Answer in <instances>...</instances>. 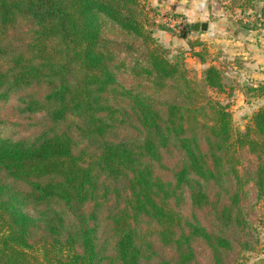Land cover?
<instances>
[{"label":"trees","instance_id":"16d2710c","mask_svg":"<svg viewBox=\"0 0 264 264\" xmlns=\"http://www.w3.org/2000/svg\"><path fill=\"white\" fill-rule=\"evenodd\" d=\"M230 1L264 29V0ZM147 10L0 0V104L15 114L0 115V264H203L199 247L241 264L261 247L264 108L238 127L208 93L229 91L221 69L196 80L170 60Z\"/></svg>","mask_w":264,"mask_h":264},{"label":"rangeland","instance_id":"374dc122","mask_svg":"<svg viewBox=\"0 0 264 264\" xmlns=\"http://www.w3.org/2000/svg\"><path fill=\"white\" fill-rule=\"evenodd\" d=\"M146 4L150 22L148 30L152 32V36L160 46L167 49V57L170 60L183 58L185 65L192 71V76L196 80H200L201 73L208 66L213 64L222 66L226 76L227 85L237 84L234 79L238 70L231 65L233 59L237 57H250L252 52L245 50L246 43L253 44L260 54L264 55V29L250 30L256 24L253 15L255 12L251 8L245 11L232 8L230 0H141ZM257 9L259 7H256ZM256 9V10H257ZM175 21V23H174ZM198 21L207 22L209 28L206 32H188L187 27ZM232 23V26L230 25ZM247 26L250 29L246 28ZM186 36H184L185 34ZM234 33L240 34L235 38ZM111 37H117V34L108 31ZM243 39V40H242ZM200 43L192 46L191 44ZM239 42H243L241 51L238 50ZM238 48V49H237ZM195 52H201L204 55L205 64H202L199 57L194 56ZM232 59V60H231ZM201 61V62H200ZM234 67L236 69H234ZM248 70V73H247ZM250 71V72H249ZM251 73L250 68H246L241 73H245V82L243 89L255 85V77H259L258 81L264 79V64ZM224 73V74H225ZM246 74L249 76L247 77ZM242 82H240L241 84ZM234 86L235 91L231 94L227 92L225 95H218L214 91L208 90V93L219 98L224 104L229 106L235 124L242 129L248 121V117L260 106L264 108V97L260 99H252L248 102L242 87L237 84ZM35 93L42 94L36 90ZM11 106L0 104V115L2 118H11L15 114L11 112ZM18 135H29L22 128L14 130ZM258 223L257 225H259ZM261 244L257 251H247L242 253L240 258L241 264H254L258 261L264 264V230H261ZM199 249V260L203 264H208L210 253L203 248Z\"/></svg>","mask_w":264,"mask_h":264},{"label":"crops","instance_id":"0c3cea01","mask_svg":"<svg viewBox=\"0 0 264 264\" xmlns=\"http://www.w3.org/2000/svg\"><path fill=\"white\" fill-rule=\"evenodd\" d=\"M198 22L204 23L203 21H198ZM234 36H235V38H238V36L240 37V34L234 33ZM253 44L246 43V46H245V48H246L245 50H250L252 52V56H250V57H237V58L233 59V63H231V65L235 66L238 69L236 71V73H235L234 79L236 80L235 82L237 84H239L240 87H242L241 89H243L244 88L243 86L246 85V84H243V82H245L244 81L245 80V77H244L245 73H241V72L244 71L246 68H250L251 69V73L254 74L255 73L254 71L257 70L260 67V64H264V55L260 54L259 51L256 50V47ZM238 48L237 49L240 50V51L242 49H244L243 42L242 43L239 42V47ZM214 62H212L213 65H216V64H214ZM201 63L205 64L206 62H204V63L201 62ZM216 66L221 69L223 74L225 73L222 66L221 67L219 65H216ZM235 67H234V69H236ZM247 73H248V70H247ZM225 75L228 76V74L227 73L224 74V79H225V83H226V76ZM246 76L249 77L247 74H246ZM253 77L255 78V79H253L254 82H258L255 85H258L260 83H264V79H261V80L258 81L257 79H260L259 77H255V76H253ZM240 82H242V83L240 84ZM237 84H233V85L229 84V85H227V83H226V85L228 87V90H229L228 92L230 93L231 89H234L233 90V92H234L235 91L234 86L238 87ZM243 91H244V89H243Z\"/></svg>","mask_w":264,"mask_h":264},{"label":"water","instance_id":"95a60500","mask_svg":"<svg viewBox=\"0 0 264 264\" xmlns=\"http://www.w3.org/2000/svg\"><path fill=\"white\" fill-rule=\"evenodd\" d=\"M230 25L232 26V23H230ZM208 27H209V24L207 22H204V23L197 22L192 25L191 29L194 32H200V31L206 32L208 30Z\"/></svg>","mask_w":264,"mask_h":264},{"label":"built area","instance_id":"2783aa9c","mask_svg":"<svg viewBox=\"0 0 264 264\" xmlns=\"http://www.w3.org/2000/svg\"><path fill=\"white\" fill-rule=\"evenodd\" d=\"M174 23H175V21H174Z\"/></svg>","mask_w":264,"mask_h":264}]
</instances>
